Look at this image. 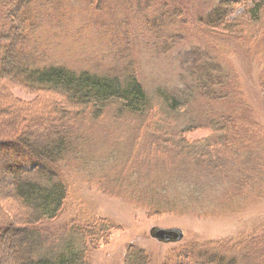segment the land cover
Returning a JSON list of instances; mask_svg holds the SVG:
<instances>
[{
  "label": "rangeland",
  "instance_id": "374dc122",
  "mask_svg": "<svg viewBox=\"0 0 264 264\" xmlns=\"http://www.w3.org/2000/svg\"><path fill=\"white\" fill-rule=\"evenodd\" d=\"M208 1L186 0L187 10L194 6L196 10L208 11L219 0H213L212 4ZM201 2L206 4L201 5ZM63 4L65 19L58 17L61 23H45L33 36L45 54L52 55L56 62L76 71L89 67L96 72L106 70L116 61L124 65L126 53L122 57L121 48L110 46L113 38L118 39L114 34H122L125 28L118 19L111 18L117 13L129 19L127 28L135 36L131 55L133 53L135 64L151 92L157 87H176L189 82L190 78L176 58V51L155 57L152 51L140 50V19L133 14L129 16L126 0H109L104 8L109 13L105 12L104 16L95 13L90 0H63ZM244 10V6L233 10L231 17L239 16ZM255 32L258 35L255 36ZM198 36L186 31L181 49L190 50L199 44L204 52L221 62L234 75L239 88L236 95L219 102L198 96L190 110L171 113L172 120L166 129L161 125L156 129L153 121L143 123L137 121V117L118 119L104 113L95 119L89 117V110L57 107L59 114L68 112L81 118L83 145L68 158L66 175L70 195L55 224H70L77 216L80 219L93 214L107 217L118 226L111 233L110 241L91 254V264H126L131 246L145 249L150 257L149 264H165L170 257L189 250L194 243L211 248L229 242L240 245L235 264H264V169L259 168L258 161H253L254 154L264 147V81L259 80L264 76V23L247 27L243 34L245 44L209 32L204 35L200 31ZM5 79H0V94L7 99L9 79ZM13 91V96L24 103L17 108L19 122L22 123L23 115L27 116L31 118L29 126L34 127L35 139H54L52 129L45 124L48 117L45 115L50 102L58 101L61 96L56 92H29L22 85ZM5 104L0 99V125L3 126L7 118L11 119ZM79 110L85 113L80 114ZM231 111L237 118L236 127L231 129L233 147L226 152L222 146L217 147L221 157H214L218 165L224 164V172L211 178L219 182L218 189L216 192L207 188L194 189L191 186L195 182L200 178L208 179L211 174L201 172L192 162L194 153L190 148L194 141L205 137L210 138L208 143H216L219 138L214 135L211 139L208 120L220 118L222 114L230 115ZM194 119L201 126L185 134L187 145L180 144L178 134ZM21 123L18 127H23ZM255 133L258 137L253 139L251 135ZM250 137L253 142H249ZM167 144L173 147L168 149ZM240 146H245L242 148L246 151L244 157H234V150ZM247 177H250V190L241 191L236 197L240 178ZM241 194L244 195L239 197ZM191 196L198 198L188 202ZM220 203L226 209L219 206ZM23 209L11 184L7 181L1 184L0 221L20 222L25 213ZM154 226L181 227L186 237L175 243L159 242L150 235ZM253 232L256 238L251 242L248 237Z\"/></svg>",
  "mask_w": 264,
  "mask_h": 264
},
{
  "label": "trees",
  "instance_id": "16d2710c",
  "mask_svg": "<svg viewBox=\"0 0 264 264\" xmlns=\"http://www.w3.org/2000/svg\"><path fill=\"white\" fill-rule=\"evenodd\" d=\"M105 1L90 0L95 13L103 16L105 12L109 13L104 10L109 0ZM126 1L129 2V16L133 14L140 19V50L152 51L155 57L176 51V58L190 78L189 82L150 91L135 64L133 53L131 55L135 36L127 28L129 19L126 16L116 13L111 17L118 19L125 28L122 34H114L118 39L113 38L110 44L124 51L122 57L126 53L125 64L116 61L104 71L96 72L89 67L76 71L62 65V62H56L52 55H46L40 44L33 40L37 28L48 22L61 23L58 17L65 19L63 0H0V79H9L7 99L1 94L0 99L6 103L5 109L12 119L9 117L3 122L4 126L0 125V185L6 181L11 184L25 211L20 222L0 221V264H91V254L106 245L111 233L118 227L109 218L93 214L80 219L77 216L70 224H55L70 195V182L66 175L68 158L83 145L81 118L68 112L59 114L57 107L62 105L70 110H89L87 114L95 119L104 113L118 119L137 117L136 120L143 123L153 121L156 129L159 125L166 129L165 126L169 127L172 120L171 113L190 110L198 96L219 102L238 92L234 75L221 62L204 52L199 44L184 51L181 41L186 31H192L196 38L201 31L204 35L209 32L245 44L243 34L247 27L264 23V0H219L214 5L213 0H209L212 5L208 11L203 8L196 10L194 6L189 11L186 0ZM243 6L244 12L232 18V11ZM108 30L111 31V28ZM256 35L258 32H255ZM259 80L263 82L264 76ZM19 85L29 89V92H56L61 96V100L50 102L49 112L45 115L48 116L45 124L52 129L54 139H35L32 133L34 127L29 126L31 118L27 116L23 115L26 120L23 118L22 123L19 122L21 118L17 108L24 103L13 96V89ZM81 110L80 114L85 113ZM232 112L208 120L211 139L215 136L219 138L216 143H208L210 138L205 137L194 141V149L191 146L194 153L192 162L198 165L201 172L211 174L208 179L200 178L192 188L217 191L219 182L211 178H217L220 171L224 172V164L218 165L214 157H221L217 147L222 146L225 152L233 147L231 129L236 127L237 118ZM20 123L23 127H18ZM200 126L197 120H192L178 134L180 144L187 145L185 134ZM251 137H258V133ZM165 147L171 149L173 146L167 144ZM244 147L235 149L234 157H244ZM254 155L253 161H258L259 168L264 169V147ZM238 183L236 197L241 191L248 192L251 187L250 177L240 178ZM194 198L198 197L191 196L188 202ZM219 206L226 209L224 204ZM255 238L256 233L253 232L248 240L254 242ZM229 243L231 245L211 248L194 243L189 250L179 251L165 264H235L240 245ZM149 262L145 249L129 247L126 264Z\"/></svg>",
  "mask_w": 264,
  "mask_h": 264
},
{
  "label": "water",
  "instance_id": "95a60500",
  "mask_svg": "<svg viewBox=\"0 0 264 264\" xmlns=\"http://www.w3.org/2000/svg\"><path fill=\"white\" fill-rule=\"evenodd\" d=\"M150 235L162 243H175L185 239V230L181 227L154 226L150 229Z\"/></svg>",
  "mask_w": 264,
  "mask_h": 264
}]
</instances>
